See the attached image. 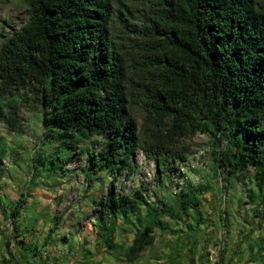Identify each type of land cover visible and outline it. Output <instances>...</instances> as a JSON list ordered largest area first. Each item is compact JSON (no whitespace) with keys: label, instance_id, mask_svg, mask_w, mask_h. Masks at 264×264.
<instances>
[{"label":"trees","instance_id":"obj_1","mask_svg":"<svg viewBox=\"0 0 264 264\" xmlns=\"http://www.w3.org/2000/svg\"><path fill=\"white\" fill-rule=\"evenodd\" d=\"M28 12L0 46V122L24 135L30 120L22 108L31 101L44 130L38 146L58 143L53 152L68 150L69 163L78 149L87 158L88 189H100L99 250L111 256L119 247L136 263L155 232L168 230L166 218L199 227L210 186L179 177L191 156L182 141L199 134L209 137L212 175L244 183L251 204L264 205V0H30ZM84 140L90 147L80 149ZM140 152L155 163L164 197L146 184L116 190V177L139 170ZM19 154L0 138V189L4 162ZM61 157L41 152L28 165L34 174L56 172ZM25 196L2 210L24 240ZM119 227L134 233L128 246L118 243ZM56 234L54 227L45 246ZM24 240L15 252L7 240L0 264L42 260L39 246Z\"/></svg>","mask_w":264,"mask_h":264},{"label":"rangeland","instance_id":"obj_2","mask_svg":"<svg viewBox=\"0 0 264 264\" xmlns=\"http://www.w3.org/2000/svg\"><path fill=\"white\" fill-rule=\"evenodd\" d=\"M29 1L0 2V46L15 29L27 22ZM30 102L22 108V115L30 120L24 135L10 134L5 124L0 122V138L20 150L16 160L4 162L0 189V247L8 240L11 242L10 250L15 252L18 241L24 240L14 230L13 221L5 220L2 215L3 209L9 211V207H14L24 194L26 202L18 223L25 233L24 241L28 244L34 242L43 251L42 260L37 259L33 264H264V214L261 213L264 205L251 204L247 197L248 187L244 183L234 179L225 181L212 175L211 147L209 137L204 134L183 139L182 143L190 149L191 156L184 166L179 167L181 183L185 179L194 186L199 183L210 186L204 196L199 227L194 226L192 232L189 224L166 218L168 230L155 232V245L136 263H127L119 247L111 256L104 249L99 250L102 245L96 240L98 230L93 223L96 208H100V189L99 186L88 189L86 176L81 171L87 158L78 149L76 159L69 163L70 154L65 150L58 152L62 157L57 159L56 172L47 168L34 174L33 167L28 165L29 160L41 152L55 158L58 154L53 151L59 147L58 143L45 148L38 146L37 141L43 139L44 130L29 112L32 111ZM138 116L142 122L143 117ZM96 139L100 141V138ZM79 147H90V143L84 140ZM100 148V144L96 145L97 150ZM138 162L140 168L130 180L115 178L116 190L121 192L125 186L131 191L146 184L164 197L154 180L155 163L142 152L138 154ZM49 167L53 168L50 164ZM106 182L105 178L100 181L102 186L105 185L104 193L107 191ZM172 191H177V186L173 185ZM91 199H96L98 206L94 208ZM32 226H35V232ZM26 227L29 230L26 231ZM54 227H57V234L45 246ZM123 230L125 227L117 229V240L120 245L127 240L128 246L134 233L124 234ZM90 252L92 254L88 257Z\"/></svg>","mask_w":264,"mask_h":264},{"label":"crops","instance_id":"obj_3","mask_svg":"<svg viewBox=\"0 0 264 264\" xmlns=\"http://www.w3.org/2000/svg\"><path fill=\"white\" fill-rule=\"evenodd\" d=\"M0 254H1V253H0ZM90 255H91V254L89 253L87 256L89 257ZM4 257H9V254H6V253H5V254H4ZM14 258H15L16 262H17V261H20V263H23V261L21 262V260H23L24 258H22V257L19 258L17 253H14ZM1 260H3V259H2L1 255H0V261H1ZM1 264H9V263H1Z\"/></svg>","mask_w":264,"mask_h":264}]
</instances>
